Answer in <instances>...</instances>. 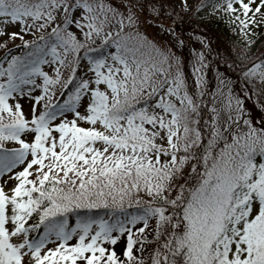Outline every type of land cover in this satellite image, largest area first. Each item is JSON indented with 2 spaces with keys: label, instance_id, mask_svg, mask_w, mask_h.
<instances>
[{
  "label": "snow or ice",
  "instance_id": "1",
  "mask_svg": "<svg viewBox=\"0 0 264 264\" xmlns=\"http://www.w3.org/2000/svg\"><path fill=\"white\" fill-rule=\"evenodd\" d=\"M164 8L0 0V264H264V0L170 10L241 39L243 97L205 90L203 51L189 87L141 31Z\"/></svg>",
  "mask_w": 264,
  "mask_h": 264
},
{
  "label": "rangeland",
  "instance_id": "2",
  "mask_svg": "<svg viewBox=\"0 0 264 264\" xmlns=\"http://www.w3.org/2000/svg\"><path fill=\"white\" fill-rule=\"evenodd\" d=\"M160 2L165 5L161 16L151 17L146 15V19L150 20L151 23L143 24L141 26V31L154 44L159 46L161 49L170 51L180 59L185 77L187 79L189 87L191 88L194 83L191 69L196 63V56L194 55V51L195 53H199L201 52L202 47L199 40L195 39L194 37L185 38L180 31L176 30L175 24L176 22H180L182 26H189L190 24H187L183 20H181L182 18H188L186 22L191 21L193 23H196L199 21L200 26L203 22L210 21L211 19H216V17H210L205 12H180L179 15H177L176 13L170 14L171 7L173 6V0H160ZM169 29H171V31ZM254 40L255 43L251 48L250 57L260 56V54L264 52V28H261L259 30L257 36L254 37ZM180 41H182L183 43H180ZM17 43H19V41H17ZM216 47L217 51L220 53V59L222 57V51L226 62L231 63L233 65V68H231L227 72L214 69L216 82L213 90H217L219 88L221 81H223L224 85L227 87L228 81L231 80L233 93L243 97L244 94L243 92H241L242 84L239 80L240 69L238 66L241 59L240 53L241 51H243V44L241 39L236 34L232 36L230 40L221 38L219 42L217 41ZM203 87L205 88V86ZM246 100L247 99H245L246 110H248L255 118L254 122L259 120V118L264 115V111L261 110V113L259 115H255V112H253L254 107L251 104H248ZM71 222H75V217L71 218Z\"/></svg>",
  "mask_w": 264,
  "mask_h": 264
},
{
  "label": "trees",
  "instance_id": "3",
  "mask_svg": "<svg viewBox=\"0 0 264 264\" xmlns=\"http://www.w3.org/2000/svg\"><path fill=\"white\" fill-rule=\"evenodd\" d=\"M181 20L190 25L182 26L180 22H176V30L180 31L185 38L194 37L195 39L199 40L202 47L201 51L205 53V62L209 65V67L204 69L203 75L206 81V84L204 86L206 91L210 93L213 90L216 82L214 69L227 72L231 68H233V65L231 63L226 62L222 51V57L220 59V53L217 51L216 47L217 41L219 42L221 38L230 40L235 34L230 31L223 20H220L218 18L203 22L200 26L199 21L196 23H193L191 21L186 22L188 18H182ZM202 37L203 39L201 40L200 38ZM205 44L207 45V47H205ZM246 101L248 104H251L254 107L253 112H255V115H259L261 113V109L256 105L255 98H247ZM261 103H264V99L261 100ZM97 214L103 215L104 212L103 210H99Z\"/></svg>",
  "mask_w": 264,
  "mask_h": 264
}]
</instances>
